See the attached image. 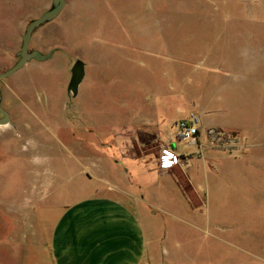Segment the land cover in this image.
<instances>
[{"label":"rangeland","instance_id":"1","mask_svg":"<svg viewBox=\"0 0 264 264\" xmlns=\"http://www.w3.org/2000/svg\"><path fill=\"white\" fill-rule=\"evenodd\" d=\"M56 5V0H0V74L21 59L30 23ZM29 49L55 55L32 60L1 81V105L12 123L0 126V264H33L32 233L50 232L59 196L75 201L100 186L82 174L84 164L113 171L115 130L132 117L137 122L156 115L151 107L164 108L183 89L192 95L198 81L200 102L224 109L215 120L225 129L238 128H209L210 141L189 155L206 164L210 151L227 153L220 166L227 171L214 181L227 187L213 199L212 217L232 226L233 245L219 238L209 243L203 235L195 240L189 226L162 212L154 219V237L168 252L164 264H178V241L180 254L188 255L184 264H195L197 251L203 255L200 263L207 264L210 248L217 264H251L234 244L252 249L264 243L257 230L264 201V0H66L56 18L33 32ZM77 60L86 64L87 76L74 98L68 86ZM243 88L249 92L241 93ZM135 105V114H128ZM191 114L197 113L186 118ZM176 122L165 125L166 141L140 131L141 143L124 145L157 159ZM241 138L249 154L237 151ZM177 148L186 154L194 149L192 144ZM189 160L179 171L191 166ZM199 168L207 201L208 178ZM170 200L165 208L187 218L185 208ZM201 211L207 220L209 208ZM220 228L218 236L224 233ZM226 250L231 257L225 258Z\"/></svg>","mask_w":264,"mask_h":264},{"label":"crops","instance_id":"2","mask_svg":"<svg viewBox=\"0 0 264 264\" xmlns=\"http://www.w3.org/2000/svg\"><path fill=\"white\" fill-rule=\"evenodd\" d=\"M86 68L85 64V72ZM183 70L182 65L177 72ZM244 75L248 76V71L241 73V77ZM86 76L87 72L79 92ZM196 86L198 90L192 95L189 93L192 90L183 89L175 99L165 101L164 108L162 106L157 109V105L151 107L152 112L157 113L156 115L142 118L137 122L132 117L133 122L122 124L115 130L113 145L117 153L109 159L115 169L105 172L98 168L94 170L84 164L82 174H85L88 179H95L100 186L93 190H86L87 194L75 201L64 202V198L59 196L61 200L56 207L59 209L58 215L52 221L50 232L48 234L44 231L32 233L33 264H158V262L164 264L163 258L168 259V252L166 254L162 243L154 237V219L161 212L172 216L177 223L189 226V231H193L195 240H199L203 235L208 236L209 243L219 238L226 245H233L228 238L232 236V232L228 231V228L232 229V226L212 217L215 204L213 199L217 193L222 192L224 187L226 190L227 187L214 182L221 177L223 171H227L220 167L222 163L225 164L228 161L227 153L210 151L206 164L201 163L199 158L190 156L189 168L179 171L177 166L169 171H161L158 167V158L152 160L143 149L131 150L124 145L127 140L132 145L141 143L138 141L140 131L149 133L155 139L166 141L168 137L164 132L165 125L183 120L190 113L196 112L202 121V126L199 135L200 143H193L194 149L189 153L194 155L200 145L210 141L207 132L209 128L225 129L226 127L215 120L216 115L224 109L201 103L199 81ZM245 90L249 92L247 88H243L241 93H245ZM177 98L180 103L176 105L173 100ZM173 106L177 107L174 108L175 113L171 114L169 108ZM136 108V105L134 108L129 106L128 114L131 112L135 114ZM170 114L175 117L170 118ZM225 130L237 132L238 128ZM262 144L264 145V142ZM103 146L107 147L108 143ZM237 146V151L249 154L247 144L242 138ZM200 166L203 167L202 171L208 178L207 201L204 200L203 188L199 185L197 178ZM182 174H185L187 179H184ZM182 184L189 191L191 190L193 195L188 196ZM65 187L66 185L62 187L61 192H65ZM166 199H171L173 207H179L182 211L186 210L188 217L184 218V215L179 212L174 213L166 209L167 204H164ZM205 207L210 210L207 220L206 217H201L205 213L201 209ZM226 207H228L227 204ZM258 209L257 215L260 220L257 230L259 232L260 229V234L263 235L259 236L260 238L264 237V201L259 203ZM221 224L225 226L220 228ZM218 228L223 230V235H217ZM5 240L6 245L9 246L8 236ZM234 245L249 257L248 261L251 264H264V243L257 244L252 249L238 246L237 243ZM182 246L183 243L178 241V264H184L188 257L187 254H180ZM224 253L225 258L231 257L229 250ZM195 254L194 263L204 264L199 260L203 256L202 252L197 251ZM205 255L209 258L207 264H217L214 260L215 250L210 248ZM180 256L183 260L185 259L183 263Z\"/></svg>","mask_w":264,"mask_h":264},{"label":"water","instance_id":"3","mask_svg":"<svg viewBox=\"0 0 264 264\" xmlns=\"http://www.w3.org/2000/svg\"><path fill=\"white\" fill-rule=\"evenodd\" d=\"M56 7L44 14L43 16L34 19L28 29L26 30L24 36H23V46L22 51L20 52L21 59L9 70L3 72L0 74V85L1 81L13 76L16 74L19 70H21L25 64L28 62L35 60L38 62H44L47 60H50L53 57V52H50L47 55L41 54L38 51H30L29 44L32 37L33 32L43 24L53 20L56 18L64 9L66 5V0H56ZM72 77L68 86V92L71 94L74 98H76L79 94L80 85L85 77V64L81 60H77L75 64L72 67L71 70ZM1 86H0V113L3 115L2 118H0V126L11 124V116L10 114L2 107L1 105Z\"/></svg>","mask_w":264,"mask_h":264},{"label":"built area","instance_id":"4","mask_svg":"<svg viewBox=\"0 0 264 264\" xmlns=\"http://www.w3.org/2000/svg\"><path fill=\"white\" fill-rule=\"evenodd\" d=\"M176 131L170 133L169 140L160 152L158 167L161 171H169L177 166L188 164L189 155L178 150V145L193 144L200 135L201 119L197 114L175 123Z\"/></svg>","mask_w":264,"mask_h":264}]
</instances>
